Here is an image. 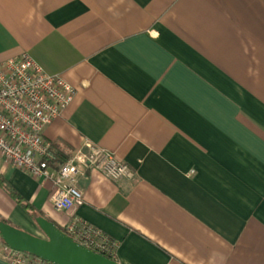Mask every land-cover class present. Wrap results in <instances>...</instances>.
I'll use <instances>...</instances> for the list:
<instances>
[{
    "label": "crops",
    "instance_id": "0c3cea01",
    "mask_svg": "<svg viewBox=\"0 0 264 264\" xmlns=\"http://www.w3.org/2000/svg\"><path fill=\"white\" fill-rule=\"evenodd\" d=\"M23 53L76 90L44 133L56 162L91 143L133 173L87 170L72 215L0 154L24 203L118 264H264V0H0V64ZM0 216L41 237L1 185Z\"/></svg>",
    "mask_w": 264,
    "mask_h": 264
},
{
    "label": "built area",
    "instance_id": "2783aa9c",
    "mask_svg": "<svg viewBox=\"0 0 264 264\" xmlns=\"http://www.w3.org/2000/svg\"><path fill=\"white\" fill-rule=\"evenodd\" d=\"M76 90L58 75L48 74L28 54L0 64V154L15 168L37 179L51 181V196L58 212L73 213L84 204L78 178L87 170L110 180L132 178L128 165L112 153L87 143L61 165L48 162L51 144L46 128L68 108ZM65 234L98 253L113 254L116 244L100 231L74 218ZM0 257L11 264H51L9 248L0 236Z\"/></svg>",
    "mask_w": 264,
    "mask_h": 264
},
{
    "label": "water",
    "instance_id": "95a60500",
    "mask_svg": "<svg viewBox=\"0 0 264 264\" xmlns=\"http://www.w3.org/2000/svg\"><path fill=\"white\" fill-rule=\"evenodd\" d=\"M35 223L44 237L34 236L2 221L0 236L12 250L51 264H117L74 241L46 218L37 217Z\"/></svg>",
    "mask_w": 264,
    "mask_h": 264
},
{
    "label": "trees",
    "instance_id": "16d2710c",
    "mask_svg": "<svg viewBox=\"0 0 264 264\" xmlns=\"http://www.w3.org/2000/svg\"><path fill=\"white\" fill-rule=\"evenodd\" d=\"M57 158H58V157L54 155L53 146H51V150H50V154H49V159H48V162H49L50 165H54L55 163H57V165H61V164H63V163L67 160V159H66V160L64 159V160H60V161L56 162V159H57ZM0 185H1V186H4V188L7 190L8 194H9V195H10L15 201H17V202L23 207L24 210H26V212L31 216V218L34 220V222H35V220H36L37 217H44L41 213H39L38 211H35V210L32 208V206H30V205L24 203V201L22 200V198H21L17 193H15L14 190H13L11 187H9L8 185H6L5 181H4L3 179H1V178H0ZM0 221L5 222V223H7V224H9V225L14 226L13 224H11L9 221L5 220V219H4L3 217H1V216H0ZM48 221H50V220H48ZM50 222H51V221H50ZM52 223H53V222H52ZM14 227H15V226H14ZM57 227H58V226H57ZM16 228H17V227H16ZM58 228H59L63 233H66L64 228H60V227H58ZM101 254L105 255L106 257H108L109 259H111V260H113V261H115V262L117 263V261H116V257H115V252H114L113 254H107V253H101ZM25 255H28V254H25ZM33 258H34V257H33ZM117 264H118V263H117Z\"/></svg>",
    "mask_w": 264,
    "mask_h": 264
},
{
    "label": "rangeland",
    "instance_id": "374dc122",
    "mask_svg": "<svg viewBox=\"0 0 264 264\" xmlns=\"http://www.w3.org/2000/svg\"><path fill=\"white\" fill-rule=\"evenodd\" d=\"M40 236H41V237H44V234H43V233H40Z\"/></svg>",
    "mask_w": 264,
    "mask_h": 264
}]
</instances>
